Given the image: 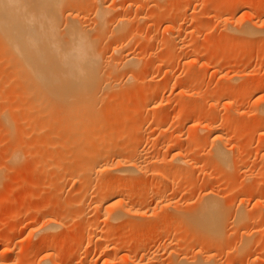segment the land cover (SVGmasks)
<instances>
[{
	"label": "bare ground",
	"instance_id": "1",
	"mask_svg": "<svg viewBox=\"0 0 264 264\" xmlns=\"http://www.w3.org/2000/svg\"><path fill=\"white\" fill-rule=\"evenodd\" d=\"M91 1L93 0H89V2ZM103 1L104 0H99L98 2L96 0L93 7L89 6L91 8L90 13H92L95 18L93 19V22H88L87 20L90 19V13L86 14L85 9L88 10L89 7H86L87 5L84 3V0H0V81L4 82V84L1 83L2 90L0 91V100H4V105L0 110V114L1 116L6 115V117L8 114L7 124H10V127L11 124L12 127H14V124L16 123V128L12 129L11 131L13 132L12 135L15 133V131L13 130H16L15 134H17V137L16 139H14L15 141H13L11 148L13 156L16 154V152L19 153V150L21 152L22 149L23 154L18 155H23L24 157L28 158L32 157L33 159H35L36 162L34 164V173L37 172V174L39 173L40 176L42 174H48L46 175L48 178L46 181L47 188H50L49 190H53V192L55 190V194H53V197L55 198L53 199L57 201L59 200L60 202L67 204L65 208L60 212V215L53 216L48 220L45 230H48V228H55L59 225H62L63 221L61 222L59 221V219L73 214L75 219H73V221L81 222L77 224H82L83 222L85 227V225L88 223L86 227L88 229L87 235L85 236L86 232H84L85 234L83 232L81 233V235L83 234L85 236V240H82L80 242H87V247L94 246V248L96 247V249H99L102 253H105L110 250L111 246L109 245V241L114 238L116 233H110L107 237V234L104 236V229L99 230V226L93 224L88 219L86 220L84 218V216H87L88 214L86 212L87 214L85 215L84 211L86 209H90L91 211H96L97 213H99L98 215L102 217V223H104L105 226H113L116 223H121L123 231H134L133 228L135 226L131 223L133 218H138L139 216H144L143 218H145V220L146 218H149V220H146L147 222H144L143 220L139 221L142 224L141 226L136 227L135 229L137 233L143 235H150L155 230H159L160 227L158 226V224L162 221L163 213L165 211H168L171 214V219L169 218L170 220H168L171 222L176 221L177 223L180 221H184L182 218L185 215L183 214L184 216L181 215L182 218L180 217V213L182 212V210L184 211L183 213H187V211L185 208L181 209L182 207H180V202L168 200L170 198L167 197V200H164L162 197V193L160 192L161 190H157L150 194V197L152 198H148L150 201L152 200L151 202L155 200L156 206L152 207L153 211L151 212V214H147L146 210H149V208H147L146 210L142 208L143 206H141L142 202L140 200V197L128 192L127 190V187L129 186L125 182L127 178L131 177V175H135V177L142 175L146 178L148 174L147 172H145V163L147 162L145 156L147 152L145 153L143 151L145 155L144 153L142 154L140 151L139 153H132L135 148L137 149V147L140 146H137V144L141 142L140 139L143 136L145 137L144 134L142 135V131H148L151 127V125H149L151 124L149 123V117L153 115V117L157 116L155 119H162L163 114H161V112L153 110V112H156V114H152L151 110L154 108L153 105H155L156 102L160 101L161 96L159 97V91L160 89L162 90V87H164V85H162L163 80H158L157 78L156 80L152 76L145 78L144 80L142 78L138 80L134 76V74L138 71H144L148 68H154L156 66H153V64L149 62L141 64L140 61L142 59L137 57V53H133V50L130 49V47H134L133 45H130L133 44L131 42V37L137 38L139 36L140 40L141 38L146 39L148 42L145 44L144 47H142V49L144 50L153 46L154 44L150 42V40L154 38V35L151 34L150 27L149 29H145L143 33H136V27L134 26V30L131 27L133 23L131 21H134L136 18H131L130 14L128 13L130 9H135L137 11L139 8L140 10L142 6L140 7L139 5L141 3H144L145 1L140 2L142 0H130V3H127L126 7L120 5L119 8L123 10H129L128 12L126 11V14L124 15H121L122 12L119 14L118 5L108 6V4L106 5V3H104ZM256 2L257 0H248L245 7V12L250 17V24H252V26L257 28L258 30H264V20H262L261 17L257 16H255L254 19V15H249L253 13L254 7L257 4ZM142 5L146 6L145 4ZM163 12L165 14V10H163ZM175 12L177 14V11ZM112 13H117L118 16H111ZM174 14L175 13L173 11H170L167 16L162 14H160L162 15L161 18L158 16V31L161 29V27H163L164 23H166L169 19L175 16ZM142 16H139V18H143ZM141 18L138 19V21H141ZM253 19L255 21H253ZM134 22L136 23V21ZM240 23L236 27L238 29L240 28L239 32L241 34L246 36H253L254 34L256 35L257 31L255 32L252 27L243 25L244 23ZM106 25L108 28L106 27ZM174 27L170 25V27L168 28L167 35L169 43L172 41V36L175 35H173L175 31ZM228 27L230 29L233 28L232 25H228ZM228 27H225L226 31L229 29ZM237 28H235V30H237ZM259 33L263 35L262 39L260 38L263 44L264 31H259ZM150 35L152 36L150 37ZM168 40L166 38V41ZM239 40L240 39H238V42ZM180 41L179 43L175 41L180 46L178 47L177 45V47L179 48L177 49L178 51H180L184 46L182 43H180ZM262 44L260 45L262 46ZM260 45H258L259 47H256L258 51L261 49ZM177 50H175L176 53L172 52V54L174 53L176 55ZM194 53L198 54L197 52ZM172 54H170L169 57L173 56ZM196 54H194L196 56L195 58H197L198 56ZM199 62L200 61L198 59H195L188 63L187 67L189 66V68L191 70H194L195 72V69L199 70ZM171 65L172 64L170 63L165 68V70L162 71V77L165 76L166 81L170 78V73L174 70L172 67L173 65ZM204 67L205 66H203L202 68ZM250 74L247 76L252 81L255 78L253 75ZM167 75L169 78L167 77ZM194 75L195 76L193 77H196V73ZM210 77L211 78L209 80H207V78H199V80H197V78L193 80L187 79V82L185 80L183 83L186 82L185 86H189L191 83H193L192 86L195 83L198 84L197 86H200L206 81V84L212 83V89L209 93L212 102H209L210 105L208 104L207 107L210 106L212 109H216L217 111L223 108H227L228 110L230 109L229 114L227 113L229 116V120L225 123V125H229L231 122H233L236 116L242 114L241 112H239V110H236V106L234 105L238 97L237 94L233 91H230L229 89L230 84L233 83L232 81H234L237 76H223L221 72L216 71ZM258 79L260 78L258 77ZM135 80L137 81L136 83ZM175 80H177V78H175ZM263 81H260L256 87L253 86L250 89V92H255H253L254 97L256 95L260 96V94H263L261 93L262 90H264ZM120 85L121 87L123 86L129 90H132L133 93H130L131 91H129L128 93L123 91L124 94L122 93L123 98L121 97L122 99L120 103H109L111 92L112 95L114 94L112 89H114L116 86L120 87ZM123 87L121 89H123ZM136 88H140L142 91H140L139 93L137 92V90L140 89H137V93H134ZM109 89L111 92H109ZM220 91H225V93L229 94L227 95V98H225L224 101L216 102L215 98ZM204 97L205 96H198L197 98L199 102L200 100L204 101L203 105H205ZM259 98L264 101V94ZM99 101L103 102V104H100ZM99 104L101 106H99ZM186 105L187 110H190L192 108L191 101L188 102V104ZM150 106L153 108L151 109ZM262 106L263 107L261 108H263V110L257 109L261 112H257L258 114L255 120L245 122L244 126H248L251 124L256 126L258 125L259 129L264 128V105ZM131 109L134 111L133 114L129 113V110ZM143 109H145L144 113H142L143 111H141ZM185 114L187 113L185 112ZM9 115L13 118V120L9 119ZM158 115L160 117H158ZM55 116H60V123H55ZM178 116H180V114ZM213 117L214 116L210 117L205 121L196 120L197 122L195 123L194 127L197 130V135L196 140L194 141H196V143H199L204 137L209 138L212 146V152L209 153L214 158H212L214 162H217L215 164H219L221 166L220 167L217 165V169L218 167H220L219 169L223 168L225 170H230L231 163H233L231 161L233 159H235V165L236 163L240 164V162L241 164H245L248 160L246 161L239 158L237 159V156H234V158L232 155L234 149H238L237 145L239 144L235 145L234 147H230L228 145L231 142L230 141L228 143V134H226L227 136L223 135V133L220 134L219 126L221 124L217 125V121L215 117ZM179 118L182 119L181 116ZM155 122L158 121L155 120ZM7 124L5 123V125ZM158 124L159 122L157 123V125ZM27 127H30L31 130L27 131ZM39 132L41 133L38 134ZM213 137L214 139H212ZM3 142L4 140L1 143ZM234 143L235 142L233 140V144ZM257 144L259 145V147L261 145V149H263L264 139H259L257 141ZM179 147L180 146L178 145V148ZM131 149H133L131 155L127 154L128 151L130 153ZM180 149L181 148H179V150ZM183 153L184 152H182V154ZM64 155L70 156L71 158H67V160H65L64 158L66 156ZM14 158L17 159L18 156ZM178 158H181V156ZM262 159H264V155L262 156ZM177 160L179 159L175 158V162H173L176 164ZM184 160L185 159H182V163H184ZM179 162H181V160H179L178 164H176L178 165V168L176 167V172H178V174L179 172L181 173L182 170L186 169H182L183 166L179 164ZM261 162H263V160ZM194 164L195 167L189 166L190 164H188L189 167L195 168H193L194 171L197 168V170L202 173L204 172L212 174L216 172L212 169L210 170L208 167H206V169L205 167L200 166L199 162ZM179 166L182 170L179 169ZM169 169L170 167L166 170ZM155 171L157 172V170ZM172 171L164 170L163 176L159 175L156 172H154L153 175L150 174L152 175V182L155 184V182H158V179L162 178L165 183L169 182L170 184V182H172L173 185H175L178 182L176 181L178 174ZM186 171H188V169ZM23 173H25V171ZM23 173L21 172V174H19V177H22ZM184 174L185 173L183 171V174H181V178ZM258 174H254L257 181L254 180L255 184L253 183L254 185L252 186V189L249 194L250 197L247 195L248 198H250V201L252 200L253 202H255V206L253 205V207H255L253 208L255 211L251 212L247 208L246 205L248 200L246 198V194L244 195V193H242V198H240V204H238L237 208L238 211L236 212L237 209L235 210L236 215L234 212V215L236 217L238 213L240 215H238L239 219L236 218L237 223L233 222L234 226L236 224L238 226L239 223H242V225H239L241 226V228H243L241 230L235 227V229L244 231L241 233L240 236H237V239L238 237H240L239 244L241 245V247L240 245L237 246L236 249L234 248L235 250L233 251V254L229 255H237V257H235L237 259L239 258L238 256L242 253V247L247 246L246 248H248V250H246L249 253V247H252L254 244L261 242V240L263 239L262 251L259 254V257H256V260H261L264 264V202H261V200L259 201L257 199L259 198L258 196L260 193H264V172L260 173L259 175ZM188 175H190V173L187 174V176ZM132 178L134 179L133 176ZM40 179L41 178H39V180ZM65 179H69V182H71V188L68 191L76 195L74 198H64L65 193H63V182L65 181ZM94 180L98 181V184H94ZM35 182L37 184L42 185V182L39 183L38 180H36ZM190 182H188V184H190ZM65 183L67 184V180L65 181ZM157 184H161V182L159 181V183ZM188 184L187 186L189 187ZM192 184L190 185V189L192 187ZM37 188L38 187L36 186V188L34 189ZM147 188L148 186L145 187V189ZM34 192L36 191L32 192L33 195ZM216 192L215 190L213 191V189L207 191V193L202 196V201L200 199L199 202L201 203L197 204V207L200 206V208L198 207V210H196V206H194L196 209L192 208L195 212L194 214H191V212H193L192 209L186 206V208L189 209V213L192 215L190 216L189 214L191 220H189L188 218V220L190 221L188 223V227L192 232L196 231L197 235L199 236L198 238L196 237L193 240L191 239L192 244L196 246L197 250L195 249V253H193L194 255L192 258L188 257V252L186 250L182 254L179 253L180 255L177 254V252H179L178 250L177 252L171 251L170 256H176V259L180 260H178L179 263L178 261H176L177 264H190L192 263V261H189L190 259L195 262H193L194 264H218V261L216 263V258L218 257V255L216 252H214L215 254H213L212 251L215 250L214 248H221L222 245L226 243L228 244V241H230V239L229 237H227L228 235L226 236L228 232L227 229L225 230L227 222L226 219L228 218L227 215L225 216V214L228 213H225V209L227 208V206L225 205L224 207V204H222V198L220 197L221 195H219L220 191L218 193ZM88 195L89 197L91 196V200L89 201V203H87ZM35 196L37 197L39 195L36 194L34 195V197ZM146 196L149 195L146 194ZM34 197V200L38 198ZM29 198L30 197H28V199ZM42 198H44V196H42ZM28 199L23 200L28 201ZM143 204L145 203L143 202ZM68 205L73 207L76 206L78 211H75L73 207V211L70 210V206ZM84 206L85 210L83 209ZM227 209H229V207ZM58 216H60L61 218H59ZM185 220H187V217L185 218ZM97 221H100V219ZM72 225L74 226V223H72ZM252 226L255 228V231H251L250 228H253ZM113 229L114 228L110 229V231H112ZM224 231H226V233ZM224 233L226 237L223 236ZM256 235L258 236L256 237ZM260 235L262 236V239ZM50 236L52 235H48L47 237L34 243L35 250L41 251L45 248H53L54 244L53 240L50 241V239H52V237ZM176 236H173L174 239L168 244L171 245L175 241L178 243V239H175ZM222 237L224 239H222ZM258 237H260L261 240ZM182 238H185V236H183ZM205 239L211 241L209 242L207 240V244L205 241H203ZM256 239H258L259 241ZM154 240H156V242H161L162 238ZM137 242V239H133L131 241L129 245L131 248H128V250L126 249L127 251L125 250L126 258L131 256L132 247ZM209 243L211 244L209 245ZM12 251L13 249L11 247H6L0 253L1 256H4L8 255ZM143 256H145V254ZM51 259L52 258H50V255H46L43 257V259L39 261L38 264H59L53 261L51 262ZM78 259L79 258L74 257L72 254L68 258H65V260L60 264H85L90 263L92 260V258L90 257L89 260L83 259L84 261H78ZM155 259H157V256ZM2 262H5L4 264H6V262H9V260L5 261L3 259Z\"/></svg>",
	"mask_w": 264,
	"mask_h": 264
},
{
	"label": "rangeland",
	"instance_id": "2",
	"mask_svg": "<svg viewBox=\"0 0 264 264\" xmlns=\"http://www.w3.org/2000/svg\"><path fill=\"white\" fill-rule=\"evenodd\" d=\"M97 1L99 2V0ZM106 1L105 0L103 1L104 3H106V5L107 4L108 6L118 5V8L120 5H123L126 7L127 3L128 4L130 3V0H106ZM143 1L145 2L139 5L140 7L142 6V8H140V10L138 8L137 10L140 12H137L135 9H130L129 11V10H123L121 8L118 9V12L119 14L122 12L121 15H124L126 14V11L127 12L129 11L128 13L130 14L131 18H136L135 20L131 19V20L136 21V23L130 20L131 22H133L131 26L133 30L135 29L134 26L136 27V30H135L136 33L138 34L143 33L145 29H149L150 27L151 34L154 35L153 36L154 38L150 40V42L154 43L153 46L146 48L145 50L142 49V47H144L145 44L148 42L146 39L141 38L140 40L139 36L137 37L139 39L135 37L138 41L137 42L134 37L130 36L132 38L131 42L133 43L130 45L131 46L133 45L135 47V48L130 47V49L133 50V51L131 50L133 53L134 52L135 54L137 53L136 55L137 57L143 60L142 61L140 59L141 64L142 63L144 64L145 62H149V63H152L153 66L156 65L155 66L156 68L152 67L144 71H138L134 74V76L138 80L141 78L144 80L145 78H148L151 76L154 77L155 79L157 78L158 80H163L162 85H164V87H162V90L160 89L159 91V97L160 96L162 97V99L160 97L161 103L160 101L156 102L155 105H153L154 108L150 106L151 109L153 108L151 110L152 114L154 113L153 110L155 111L157 110L158 112H161L163 116L159 113L162 116V119L161 118L155 119L157 116L154 115L156 117H153V115H151L149 117V123L151 124L149 125H151L152 129L150 127L149 129L150 132L149 130L144 131V132L142 131V135L144 134L145 137L143 136L144 138L142 137L143 139L142 138L140 139L141 142L137 144V146L138 145L140 146H138L137 149L133 148L134 151L133 149H131L130 153L129 151L127 152V154L129 155H131L132 151H133L132 154L139 153V151L142 154L144 152L145 153L149 152L148 154L146 153V156H145V158L147 159V162L145 163V172H147L149 175L147 174L146 178L143 177L142 175H139L138 177L141 179H139L137 176L135 177V175H131V177L125 180L126 184L129 185L127 187L128 188L127 190L128 192L140 197V200L142 202L141 206H143L142 208H144V210L149 208V210L148 209L146 210L147 214H151V212L153 211L152 207L156 206L155 205L156 201L154 199H153L154 200L153 202H151L152 200L151 201L149 200L150 198H152L150 197V194L154 191L161 190L160 192L162 193V197L164 200H167V198H170L168 200L180 202V207H182L181 209L185 208L188 213L187 215V213H183L184 211L182 210V212L180 213V217L181 215L182 216L187 215L186 216L187 220L188 218L189 220H191L189 217L190 213L188 211L189 210L188 208L190 209L197 208L196 210H198L200 206H198L199 207L198 208L197 204L201 203L199 201L202 198V196H204L205 193H207V191L212 190V189L213 191L215 190V192L217 190L216 193L220 191L219 195H221L220 197L222 198L221 200L223 202L222 204H224V207L226 205L227 208L229 207L230 209V210L227 208L225 209V213L228 212L227 214H225V216L226 215L228 216V218L226 219L227 222L225 221L226 222L225 230L227 229L228 231L226 236L228 235L227 237H229L230 241H228V244L226 243L222 245L221 248L217 247V248H214L215 249L214 251H212L213 254H215L214 252H216L218 255L217 257L218 260L216 258V263L218 261V264H220V262L221 264L223 263L224 264H232V263L233 264L235 263L236 264H254V263L263 264V261L256 260L262 251L263 239L261 235L260 236L262 240L260 239V237H258L261 240V242H258L254 244L252 247H249V253L247 251L248 248H246L247 247L246 246V247H242L244 250L242 249V253L238 256L239 258L237 259L235 258L237 257V255H229V254H233V251L236 249V247L240 245L239 244L240 237H238L237 239V236H240L241 233L244 231V230L241 231L243 228H241L240 226L242 225V223H239L240 220L238 221L240 225L238 224L237 226L236 224L237 223L236 218L239 219V216H240L239 213H238L239 216L238 215L237 217L235 216L236 212L238 211L237 209L238 204H240V200H241L240 198H242V193H244V195L246 194V198L248 200L247 205H246L247 208L251 212H254L255 210L253 208L255 207H253V205L255 206V202H253L252 200L250 201V198H248V196L250 194L252 186L255 184L254 182L257 181V179L255 178V175L258 173L260 174L264 172V159H262V156L264 155V148L261 149V145L259 147L258 145L259 143L257 144V141L259 139H264V136H263L264 128L259 129L258 125L257 127L256 125H251V124L248 126H244L245 122L255 120L258 114L257 112L260 109L263 110V108L261 107H263L262 105H264L263 103L264 101H262V99L259 97H261L264 94V90H262L261 92L263 94H260V96L256 95L254 97L253 96L254 91L250 92L251 91L250 89L253 86L256 87L260 81L262 82L264 80V41L262 40L263 41V44H262L261 39L263 35L259 33V31H264V30L263 29L258 30L257 28L252 26V24H250V21H251L250 17L245 12V7H246L248 0H216V1L215 0H142L140 2H143ZM88 2L89 0H84V3L87 5L86 6L87 8L89 6L93 7L96 0L91 1L93 4L91 2L89 3ZM256 3L257 4L254 7L253 13L249 15L250 16L254 15V19H255V16H257V17H261L262 20H264V0H257ZM142 4H145L146 6ZM163 10H165V14ZM167 11L169 13L170 11H173L176 17L174 16L173 18L169 19L166 23L163 24V27H161V29L158 31L157 26H158L159 19L157 18L158 16L161 18L162 15L167 16V14H169ZM175 11H177V14ZM90 12H91L90 7L88 10L85 9L86 14L87 13L89 14ZM116 14L117 13L115 14L112 13L111 16H118V14L117 15ZM139 16L143 17V18L140 17L142 19L141 21L140 20L138 21V19H140ZM89 17L90 19H88L87 21L93 22V19L95 18L94 15L90 13ZM254 19L253 21H255ZM227 22L230 24H228ZM239 23L240 24L244 23L243 25L252 27L255 30V32L257 31L256 35L254 34L253 36H246V35L241 34L239 32L240 28L238 29L236 27L239 25ZM170 25L172 27L175 26L174 27L175 31L173 33V35L174 34L175 35L172 36L171 38L172 41L169 43L167 34H168V28L170 27ZM228 25L229 26L232 25L233 28L230 29ZM225 27H228L229 28V29L227 28L228 30H231V31L234 30V31L232 32L228 30L226 31ZM235 28H237V30H235ZM152 35H150V37ZM166 38L168 41H166ZM234 39H237V40H234ZM238 39H240L239 42H238ZM180 40H182L183 42ZM175 41L178 43L180 41V43H182L185 46V47L183 46L182 48L183 50L182 49L180 51L177 50L179 49L178 47L180 46ZM260 44H262V46ZM258 45L261 46V49L259 51L256 49V47H259ZM175 50H177L178 55L174 54L176 53ZM172 52L174 53L172 54ZM194 52H197L198 54ZM170 54H172L173 56L169 57ZM194 54L198 55L197 58H195L196 56ZM195 59H198L200 61L198 63L200 65L198 68L199 70L195 69L196 71L194 72V70H191L189 66L187 67V64ZM170 63L173 65L171 66L173 67L174 70L172 71L173 73L172 72L170 73V76H169L170 78L167 75V77L170 80L167 78L169 81L168 80L166 81L165 79L166 77L165 76L162 77V73H163L162 71H164L165 68ZM203 66L205 67L202 68ZM216 71L221 72L223 76H227V75L228 77L229 76L234 77V75L235 77L237 76V78H235V80L232 81L233 83L230 84L229 89L230 91H233L237 94L238 97H237L236 103L234 104L236 107L235 106L234 107L236 108V110H239V112H241L242 114H240L239 116H236L233 122H231L229 125H225V123L229 120L228 114L230 112V109L228 110L227 108L225 109L223 108L217 111L216 109H212L210 106L207 107L208 104L210 105V103L212 102L211 97L209 96V93L212 89L211 88L212 83L206 84L207 82L206 81L205 83L201 85L199 84L200 86H197L198 84L196 83L193 86H192L193 83H191L189 86H185L187 79L193 80L197 78V80H199V78L200 79L207 78V80H209L211 78L210 76H212V74ZM190 73L192 74V77ZM195 73H196V77H193L195 76L194 75ZM249 74L253 75L255 79L251 81L247 76ZM174 77L177 78V80H175ZM258 77L260 79H258ZM164 79H165V84H164ZM136 80H135V83L138 81ZM185 80L186 82L183 83ZM1 83L4 84V82L0 81V91L2 90ZM122 87L120 85V87L116 86L114 89H112L114 93L113 95L109 89V92H111L109 103L111 104L120 103L121 99L123 98L122 93L124 94V92L128 93L129 91H131L130 93H133L132 90H129L126 87H123L124 90L121 89ZM183 88L185 89L189 88V89L185 90ZM137 89H140V88H136L134 93H137V92L140 93V91H142L141 89L140 90H137ZM162 93H163V96H162ZM180 93H181V96H180ZM228 94L225 93V91H220L219 94L215 98L216 102L224 101L225 98H227ZM191 95L193 96V98ZM198 96H205L204 97L205 105H203L204 101L200 100L199 102L197 100ZM190 101L192 103V108L190 110H187L186 104H188V102ZM99 103L103 104V102L101 101H99ZM100 104L99 106H101ZM3 105H4V100H0V110ZM141 111H143L142 113H144L145 109ZM185 112L187 114H185ZM129 113L133 114L134 111L131 109L129 110ZM154 114H156V112ZM179 114L182 117V119L179 118L180 117L178 116ZM212 116L215 117L217 121V125L221 124L219 126L220 134L223 133V135L225 136H227L226 134H228L227 136L229 137L228 143L231 141L230 142L231 145L230 143L229 144L227 143V144L230 147L231 146L234 147L235 145L239 144L237 145L238 149L236 148L237 146L235 147L236 149L233 148L234 152L232 151L233 152L232 155L233 157L237 156L236 157L237 159L239 158V159L246 160V161L248 160L245 164L243 163L241 164L240 162V164L236 163L235 165V161H234L235 159H233L231 161L233 163H231L230 170L228 169L225 170L223 168L219 169L221 166L219 164H215L217 162L216 161L214 162L213 160L214 158L210 154L212 152L211 150L212 146H211V141L209 140V138L204 137L202 141L199 143H196V141H194L196 140V135H197V130L194 127L195 123L198 120L205 121ZM5 117L6 115L1 116L0 114V252L6 247H11L13 251L9 253L8 255H4V256H1V253H0V256H1L0 264L5 263V262H2L3 259L5 261L9 260V262H6V264L7 263H10V264H38L39 261L43 259V257L46 255H50V258H52L51 262L53 261V262L60 264L61 262L65 260V258H68L72 254L74 257L79 258L78 261L79 260H82V261L89 260V257L92 258L90 263H85V264H175L176 261H178L179 259H176L177 258L176 256H173L174 258L171 257L170 252L171 251L177 252V250L179 251L177 252V254L179 253L182 254L186 250L188 252V257L189 258L193 257L194 255L193 253H195V249L197 250V248L195 245L192 244V240L195 239L196 237L197 238L199 237L197 235V232L194 231L196 232L194 233L189 229L188 223L190 221L188 220L187 222V220H185L186 218L185 216H184L185 218L181 217L185 221V222L180 221L182 224L180 222L177 223L176 221L175 222L169 221L171 219L170 217L171 214L168 211H165L163 213V219L158 224V226L160 227L159 230H155L150 235H143V234L137 233L135 229L136 227L141 226L142 223L139 221L143 220L144 222H147L146 220H149V218L148 219L146 218L145 220V218H143L144 216H139L138 218L135 217L133 218L131 222L135 226L133 228L134 231L132 232L129 230L123 231L122 230L123 227L121 223H116L115 224L116 226L115 225L105 226L104 223H102V219H101L102 217L98 215L99 213H97L96 211H91L90 209L85 210V206H86L85 205L83 208L85 210L84 211L85 215L88 213L87 216H84L86 220L88 219L93 224L99 226L100 227L99 230L104 229L105 232H103V234L104 236L107 234L106 237L110 233H116L114 238H112V240L109 241V245L111 246L110 250L105 253H102L101 250L96 249V247L94 248V246H89L90 248L87 247L86 241H85L86 243L80 242L82 240H85V236L87 235V231H88V229L86 228L88 223L85 225V227H84L83 222L82 224H77L80 221L74 222L73 214L63 217V218L58 216L59 218H61L59 219V221L61 222L63 221L62 225H59L60 227L57 226L55 228H50L51 230L49 228L48 230L47 229L45 230L48 220L53 216L60 215V212L65 208L67 204L60 202L59 200L57 201L53 199L55 198L53 197V194H55V190L53 192V190L50 191L49 190L50 188H47L46 181L48 178L46 175L48 174H42L40 176L39 173L38 174L37 172L34 173L35 172L34 164L36 162L35 159H33L32 157L28 158V157H24L23 155H18V154H23L22 149H21V152L19 150V153L16 152V154L13 156L11 148H12L13 141H15L14 139H16L17 137L16 136L17 134H15L16 130H13L15 131L13 135H12L13 132L11 131L12 129L16 128V123L14 124L15 125L14 127H12V124L10 127L9 126L10 124H7L8 114H7V117L6 118ZM59 117L60 116H55L54 118L55 123L57 122L60 123ZM158 117L160 116L158 115ZM9 119L13 120V118L10 115H9ZM155 120L159 122L158 125H157L158 122H155ZM5 123L8 126L5 125ZM9 130L11 133L9 132ZM26 130L30 131L31 129L30 127H27ZM40 133L41 132H39L38 134ZM212 139H214V137ZM3 140L4 142L1 143ZM233 140L236 144L235 143L233 144ZM170 141L171 142L173 141V142L171 143ZM178 145L180 146L179 148H181L180 149L181 151L179 150ZM175 148L177 151L175 150ZM182 152L184 153L182 154ZM209 154L211 157L209 156ZM176 155L178 157L181 156V158L183 157L182 159H185L183 161L184 163H182V159L178 158ZM16 156H18L17 159L14 158ZM64 156H66L64 158L65 160H67V158H71L70 156H67V155H64ZM175 158L181 160L179 164L183 166L182 169L186 168L182 170L179 166V169L182 170V172L181 173L179 172V174L178 172H176L177 171L176 167L178 168V165L176 164H178L179 160H177L175 164L174 163ZM260 159H262L263 162H261L262 160ZM197 162H199L200 166H203L205 168L208 167L210 170L212 169L216 172L212 174L204 173V172L202 173L198 171L197 168H196L197 171L196 170L194 171L193 170V168L195 167L194 163H197ZM32 163H33V166H32ZM188 164H190L189 166H194V167L193 168L189 167ZM217 165L220 166L218 167V169H217ZM259 165H260V168H259ZM174 166H175V169H174ZM169 167H170L169 169L170 171H172V168H173L172 172L178 174L177 179H176V181L178 182L175 185H173L172 182H170V184L169 182L165 183V181H163V179L159 177L161 180L158 179V182H155L154 184L152 182L151 176L154 174V172H156L155 170H157L156 173L163 176L164 170L169 171V170H166ZM187 169L188 171H186ZM23 170L25 171V173H23L24 172ZM29 170L31 171V173L33 171V173L31 174ZM183 171L185 174L181 178V174H183ZM21 172L23 173V175L22 177L21 176L19 177V174H21ZM189 173L190 175L187 176V174ZM132 176L134 177V179L132 178ZM38 177L41 179L39 180ZM36 180H38L39 183L42 182V185L37 184L35 182ZM66 180H67V184L65 183ZM142 180L144 181V183ZM65 181L63 182L64 184L63 193H65L64 198H74L76 195L68 191L71 188V184H70L71 182H69V179H65ZM159 181L161 182V184H157L159 183ZM162 181L164 182V184ZM43 182L44 183L46 182L45 185ZM188 182H190V184H188ZM94 184H98V181L94 180ZM187 184L189 185V187L187 186ZM191 184H192V187L190 189ZM36 186L38 188L34 189L36 188ZM147 186L148 188L145 189V187ZM33 191H36L34 192V195L36 194L39 195L37 196L38 198L36 196L34 197L32 193ZM141 192L143 195L141 194ZM67 193L69 196L67 195ZM146 194H148L149 196H146ZM30 195L32 196V199ZM56 195H57V192H56ZM42 196H44L45 199L42 198ZM28 197L30 198L28 199ZM33 197L37 199L34 200ZM62 197H63V194H62ZM164 197L165 198L167 197V198L165 199ZM258 197L259 198L257 199L259 201L261 200V202H264V193H260ZM22 198L25 200L28 199V201H24ZM87 199L86 200L88 202L87 201L86 202L89 203V201L91 200V196L89 197L88 195ZM143 202L145 204H143ZM186 206L188 208H186ZM194 206H196V208ZM72 207L73 206L69 207L70 210L72 211L73 209L75 211L77 210L76 206H74L73 209ZM234 212H235V215H234ZM194 213H195L194 211L191 212V214H194ZM191 214L190 216H192ZM70 216L73 218H71ZM99 219L100 221H97ZM233 222H236L235 226ZM72 223H74V226L72 225ZM235 227L241 230H237L235 229ZM112 228L114 229L110 231V229ZM253 228H250L251 231H255V228L254 229ZM82 232L83 233L86 232V234L84 233L85 236L83 234L81 235ZM224 232L226 233V231ZM225 233L223 235L224 237H226ZM236 234H239V235H236ZM48 235H52L50 236L52 237L50 241L53 240L54 247L48 248V249L45 248L44 250H41V251L35 250L34 243L40 241L41 239L47 237ZM258 235H256V237ZM173 236H176L175 239L176 238L178 239V243L175 241L174 243L170 245L168 243L174 239ZM183 236H185V238H182ZM158 238L160 239L162 238V241L156 242V240H154ZM133 239H137L138 242L135 245H133L132 247L133 252L131 251V256L126 258V251L128 250V248H131L129 245ZM222 239L224 238L222 237ZM207 240L205 239L203 241H205L206 243L208 241L209 242L211 241V240H208V241ZM211 243H209V245ZM250 249L253 251H251ZM144 254L145 256H143ZM156 256H157V259H155ZM230 256H233V257H230ZM189 261L190 262L192 261V263L190 264L195 263L191 259Z\"/></svg>",
	"mask_w": 264,
	"mask_h": 264
}]
</instances>
